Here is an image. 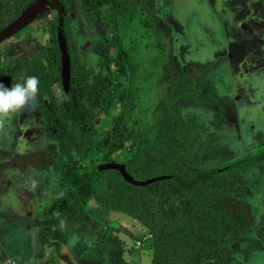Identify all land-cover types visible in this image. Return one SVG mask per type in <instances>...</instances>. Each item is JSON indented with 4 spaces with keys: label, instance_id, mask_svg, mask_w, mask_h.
<instances>
[{
    "label": "rangeland",
    "instance_id": "obj_1",
    "mask_svg": "<svg viewBox=\"0 0 264 264\" xmlns=\"http://www.w3.org/2000/svg\"><path fill=\"white\" fill-rule=\"evenodd\" d=\"M24 1L0 0V23L16 18ZM59 1L65 13L62 35L86 72L83 82L101 83L109 76L110 87L128 84L134 104L130 126L140 134V152L152 158L173 152L156 161V174L175 166L189 177L264 150V0H136L128 26L119 20L118 31L108 6L96 18L83 0ZM56 16V10H47L0 43V68L15 72L7 82L0 72L5 86L29 76L23 66L48 44L52 28L58 35ZM115 37L132 63L129 81L112 63ZM51 91L45 103L68 99L58 82ZM118 108L93 112L92 134L85 140L69 124L45 127L35 98L0 121V264H151L150 229L101 206L94 196L89 204L98 220L78 216L56 224L48 215L54 200L72 195L62 161L125 163L134 153L130 141L108 156L96 148ZM104 172L95 180L99 190L131 191L118 171ZM206 186L228 197L232 216H242L235 236L230 231L224 242H214L225 264H264V156ZM158 192L162 198H148L159 216L188 202L176 187ZM192 257L195 264H217L220 258L207 250Z\"/></svg>",
    "mask_w": 264,
    "mask_h": 264
},
{
    "label": "trees",
    "instance_id": "obj_2",
    "mask_svg": "<svg viewBox=\"0 0 264 264\" xmlns=\"http://www.w3.org/2000/svg\"><path fill=\"white\" fill-rule=\"evenodd\" d=\"M83 3L88 13L96 18L100 16L101 7L108 6L117 31L119 30L118 21L123 20L122 26H128L137 8L136 0H83ZM14 17L15 14L0 23V28ZM115 46L117 55L112 63L117 67L116 71L129 81L132 63L117 37H115ZM23 69L28 75H35L39 79V90L35 100L45 127L48 128L54 123L64 127L69 124L77 134L83 137V140L89 139L93 129V112L107 113L117 104L118 111L112 117L109 127L97 137V150L105 156L112 155L130 141V146H135V150L124 163L128 173L136 179H147L156 175L165 176L143 187L130 185L124 180L131 190L129 192L117 191L113 186H108L107 191H101L95 185V180L104 174V171H93V165L72 166L69 162L62 161L60 167L63 178L72 195L57 198L50 204L48 215L51 220H54L56 224L62 219L77 220L78 216L83 221L98 220L94 208L89 204V198L94 196L101 206L126 213L150 229L149 233L153 235L151 264H195L192 255L204 250L217 253L220 257L217 259V264L226 263L222 254H218L214 249V242H224L230 237V231H232L231 237L235 236L242 216L239 213L232 216L228 197L219 194L215 189L209 190L206 184L225 172L251 165L258 158L257 156L235 160L222 168L204 170L196 174L189 173V177L187 174H180L175 166H170L169 171L165 173L156 174L152 170L156 166V161L170 156L173 152H165L154 158L140 152V134L130 126V115L134 104L129 97L128 84L123 86L116 82L110 87L109 76H105L101 83L83 82V79L87 78L86 72L76 64V57L68 37L58 36L54 28H52L48 44L44 45L38 54L32 56ZM0 72L6 75L4 82L15 75L11 68H0ZM55 82L59 83L62 94L68 99L63 103H56L53 100L45 103L44 98L52 96L51 87ZM78 141L81 140L75 139L74 143ZM169 143L172 146L173 142ZM263 153L261 155L264 156ZM146 156L145 160H141ZM139 159L141 162L137 164ZM129 163L133 166L129 167ZM171 187H176L183 193L188 202L178 211L159 216L157 206L149 199L155 196L162 198L163 195L158 191ZM154 189L157 190L154 192ZM149 196L151 197L148 198Z\"/></svg>",
    "mask_w": 264,
    "mask_h": 264
},
{
    "label": "water",
    "instance_id": "obj_3",
    "mask_svg": "<svg viewBox=\"0 0 264 264\" xmlns=\"http://www.w3.org/2000/svg\"><path fill=\"white\" fill-rule=\"evenodd\" d=\"M53 9L57 11L56 23L58 27V36H63L65 13L63 5L59 0H25L17 17L0 28V43L23 29L43 12ZM92 170L95 172L116 170L128 184L139 187L149 185L165 178L163 175H156L147 179H136L128 173L124 163L117 162L93 165Z\"/></svg>",
    "mask_w": 264,
    "mask_h": 264
},
{
    "label": "clouds",
    "instance_id": "obj_4",
    "mask_svg": "<svg viewBox=\"0 0 264 264\" xmlns=\"http://www.w3.org/2000/svg\"><path fill=\"white\" fill-rule=\"evenodd\" d=\"M38 85L39 79L35 75L25 76L21 81L12 83L10 87L0 82V121L33 101L39 90Z\"/></svg>",
    "mask_w": 264,
    "mask_h": 264
},
{
    "label": "flooded vegetation",
    "instance_id": "obj_5",
    "mask_svg": "<svg viewBox=\"0 0 264 264\" xmlns=\"http://www.w3.org/2000/svg\"><path fill=\"white\" fill-rule=\"evenodd\" d=\"M0 5H1V3H0ZM264 152V150H261V149H258V151H257V149H256V154H255V156H259V154L261 153H263ZM264 154V153H263ZM263 156V155H262Z\"/></svg>",
    "mask_w": 264,
    "mask_h": 264
},
{
    "label": "crops",
    "instance_id": "obj_6",
    "mask_svg": "<svg viewBox=\"0 0 264 264\" xmlns=\"http://www.w3.org/2000/svg\"><path fill=\"white\" fill-rule=\"evenodd\" d=\"M65 259H66V258H65ZM89 261H90V260H89ZM90 262H92V263H93L94 261H90ZM66 263L68 264V262H66Z\"/></svg>",
    "mask_w": 264,
    "mask_h": 264
},
{
    "label": "bare ground",
    "instance_id": "obj_7",
    "mask_svg": "<svg viewBox=\"0 0 264 264\" xmlns=\"http://www.w3.org/2000/svg\"><path fill=\"white\" fill-rule=\"evenodd\" d=\"M48 219V218H47ZM62 224V223H61ZM81 251V250H80Z\"/></svg>",
    "mask_w": 264,
    "mask_h": 264
}]
</instances>
